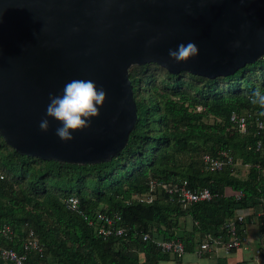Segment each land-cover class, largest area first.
Listing matches in <instances>:
<instances>
[{
  "label": "trees",
  "instance_id": "16d2710c",
  "mask_svg": "<svg viewBox=\"0 0 264 264\" xmlns=\"http://www.w3.org/2000/svg\"><path fill=\"white\" fill-rule=\"evenodd\" d=\"M130 76L138 122L110 160H44L17 152L0 136V228L10 229L0 231V245L23 253L32 231L42 252L28 251V264H159L173 254L157 240H181L187 250L206 235L229 240L230 223L243 240L251 218L239 221L240 210L264 217V132L257 126L264 109L250 100L257 88L264 92V55L229 76L174 74L153 62L132 66ZM243 117L247 126L240 129ZM223 151L234 164L208 171L204 156ZM180 180L214 197L183 208L159 184ZM153 182L157 195L150 202L145 194ZM116 213L126 232L100 234L99 215ZM182 217L191 223L179 236ZM0 264L13 263L0 257Z\"/></svg>",
  "mask_w": 264,
  "mask_h": 264
},
{
  "label": "water",
  "instance_id": "95a60500",
  "mask_svg": "<svg viewBox=\"0 0 264 264\" xmlns=\"http://www.w3.org/2000/svg\"><path fill=\"white\" fill-rule=\"evenodd\" d=\"M194 42L177 63L169 49ZM264 55V0H0V136L44 160L95 164L117 156L138 122L130 69L229 76ZM73 79L107 93L91 126L61 141L45 118L49 94Z\"/></svg>",
  "mask_w": 264,
  "mask_h": 264
},
{
  "label": "built area",
  "instance_id": "2783aa9c",
  "mask_svg": "<svg viewBox=\"0 0 264 264\" xmlns=\"http://www.w3.org/2000/svg\"><path fill=\"white\" fill-rule=\"evenodd\" d=\"M239 128L244 129L247 126L246 118H241L239 121ZM257 126L264 132V115L257 117ZM258 148H260V143ZM204 165L208 171L222 170L223 167L234 164V159L231 154L223 151L220 156L205 155L203 158ZM161 184L165 190L174 195L175 200L181 204L183 208H187L193 203L210 200L214 197L212 191L207 187L192 189L189 187V183L186 180L163 182ZM156 182L151 184V189L145 194L146 199L152 202L156 198ZM242 195L239 193L238 196ZM74 207L77 204V200L72 199ZM100 223L97 226L98 232L105 236H109L113 233L121 235L126 232V228L120 224L121 216L116 213L114 216L109 217L106 215H99ZM239 221L244 219L243 215H239ZM104 220V223H103ZM0 231L9 233V227L3 226ZM230 235L229 240H224L223 237H215L212 235H206L197 245L196 251L200 254L210 253L216 251L218 248H224L227 251H231L234 248H238L242 243V238L239 237L237 232V226L234 223H230ZM147 235L145 238H148ZM157 245L162 248L163 251L169 252L178 257H182L186 252L185 244L181 240H157ZM25 251L19 253L12 248H7L0 245V257L4 260L12 262L13 264H28V251L39 250L42 252V248L39 244V237H37L32 231L30 237L24 244ZM264 264V262H263Z\"/></svg>",
  "mask_w": 264,
  "mask_h": 264
},
{
  "label": "clouds",
  "instance_id": "9594fccd",
  "mask_svg": "<svg viewBox=\"0 0 264 264\" xmlns=\"http://www.w3.org/2000/svg\"><path fill=\"white\" fill-rule=\"evenodd\" d=\"M199 49L194 42L180 43L176 49H169L168 56L177 63L187 62L196 57ZM107 93L105 89L97 87L92 80L73 79L67 82L62 94H49L45 118L39 123L42 132L49 130L48 117L59 122L56 136L64 142L74 139L72 133L82 131L91 126V119L99 115V107L103 106ZM253 105L264 109V92L257 88L250 98Z\"/></svg>",
  "mask_w": 264,
  "mask_h": 264
},
{
  "label": "crops",
  "instance_id": "0c3cea01",
  "mask_svg": "<svg viewBox=\"0 0 264 264\" xmlns=\"http://www.w3.org/2000/svg\"><path fill=\"white\" fill-rule=\"evenodd\" d=\"M240 215L244 216L246 221L244 237L241 245L231 251L224 248H218L214 252L200 254L196 251L198 239L192 248L187 249L185 254L179 259L172 255L169 259L160 260L159 264H263L264 262V217L255 214L254 209L248 208L240 210ZM183 219L181 218L180 228L177 235L183 236L186 228L182 227ZM188 220V219H187ZM253 228V232L252 231Z\"/></svg>",
  "mask_w": 264,
  "mask_h": 264
},
{
  "label": "rangeland",
  "instance_id": "374dc122",
  "mask_svg": "<svg viewBox=\"0 0 264 264\" xmlns=\"http://www.w3.org/2000/svg\"><path fill=\"white\" fill-rule=\"evenodd\" d=\"M189 157V156H188ZM185 160L187 161L188 160V158H187V156L185 157ZM247 167H245V166H243L241 163H238L237 165H236V171L237 172H240L239 174L242 176V175H245L246 174V171H247V169H246ZM186 223H191L190 222V219H188V220H186V219H183V221H182V227L183 228H186ZM251 232H253V228H252V231Z\"/></svg>",
  "mask_w": 264,
  "mask_h": 264
}]
</instances>
